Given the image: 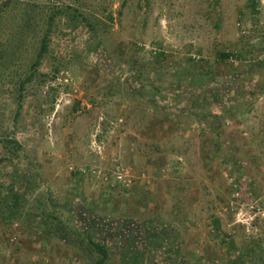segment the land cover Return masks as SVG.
Masks as SVG:
<instances>
[{"label":"rangeland","instance_id":"374dc122","mask_svg":"<svg viewBox=\"0 0 264 264\" xmlns=\"http://www.w3.org/2000/svg\"><path fill=\"white\" fill-rule=\"evenodd\" d=\"M249 2L0 0V57L54 5L100 33L59 18L49 78L21 100L7 80L23 70L0 59V186L26 220L0 222V264H96L81 241L101 228L142 264H264V0Z\"/></svg>","mask_w":264,"mask_h":264},{"label":"trees","instance_id":"16d2710c","mask_svg":"<svg viewBox=\"0 0 264 264\" xmlns=\"http://www.w3.org/2000/svg\"><path fill=\"white\" fill-rule=\"evenodd\" d=\"M249 9L253 13L255 11L254 8V0H249ZM46 11V10H45ZM42 16V12L40 13ZM61 19H67L70 21V24L76 25L77 27L85 24V27L91 29L95 36L99 38L100 33L97 28H92L90 21H88L82 12H79L76 9H73L71 6H52L47 8L46 15L44 19L42 18L39 22L32 17H28L24 23V32L27 34H32V36L28 39L29 41H23L22 39H18L10 48V45L7 46V51L5 53L9 54L5 57H0L2 61H5V71L10 66L9 61L14 59L21 69L23 70V76H17L10 80H7L9 84H11L14 88L18 90L19 100L23 99V93L27 91L29 87L40 88L41 85L47 81L49 78L48 74H42L40 69L43 65L49 63L48 60L50 47L54 43V30L57 28V25ZM70 18V19H69ZM35 42L36 45L27 51V47ZM10 48V49H9ZM4 51L1 52V54ZM29 55V62L25 63V60L21 59L20 56L23 53H27ZM31 53V56H30ZM223 59H227L229 56L226 54L219 55ZM56 72V70L54 71ZM51 74H55V73ZM39 85V86H38ZM30 88V89H31ZM10 144H14L15 149H19L17 142H12ZM25 178V177H24ZM26 180V178H25ZM25 196L23 193H20L16 190V187L13 183V180L10 184L5 188L0 186V222L4 224H13L15 222H25V218L23 217V208H24ZM54 220L52 217L48 216L42 221V225L45 228H48V231H53V235H57V232L60 234V240H68L69 236L74 234L73 232L68 231L63 225H61L58 221L54 220L57 225L55 226L51 221ZM50 225L55 226V228H50ZM44 228V229H45ZM45 229V232L48 231ZM104 228L99 230H94L97 234L101 236L100 241H96L95 238L91 235L84 234L81 241V253L86 252L87 250L98 256L96 264H106L108 262V258L110 255L107 240L109 241H117L119 242L116 245V251L118 256L121 258L123 264H142L143 255L138 248H135V240L130 238H123L120 235L121 229L118 231L116 235L112 234L110 236L104 234L102 232ZM51 234V232H49ZM106 236L103 239V236ZM97 237V236H96ZM124 239V240H123ZM250 254H255L253 252L243 253L242 255L237 256L235 259L226 260L223 264H246L244 261L246 258L250 256Z\"/></svg>","mask_w":264,"mask_h":264}]
</instances>
